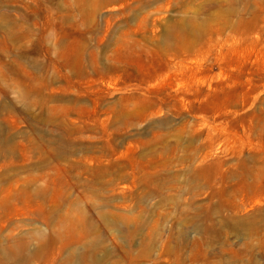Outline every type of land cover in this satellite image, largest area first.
<instances>
[{"label":"rangeland","instance_id":"374dc122","mask_svg":"<svg viewBox=\"0 0 264 264\" xmlns=\"http://www.w3.org/2000/svg\"><path fill=\"white\" fill-rule=\"evenodd\" d=\"M0 264H264V0H0Z\"/></svg>","mask_w":264,"mask_h":264}]
</instances>
